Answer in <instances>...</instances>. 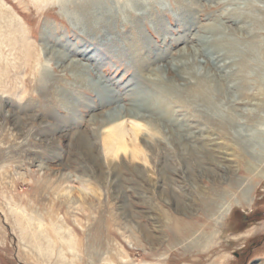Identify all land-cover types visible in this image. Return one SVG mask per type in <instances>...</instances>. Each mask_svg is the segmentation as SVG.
Instances as JSON below:
<instances>
[{
    "label": "rangeland",
    "instance_id": "rangeland-1",
    "mask_svg": "<svg viewBox=\"0 0 264 264\" xmlns=\"http://www.w3.org/2000/svg\"><path fill=\"white\" fill-rule=\"evenodd\" d=\"M81 1L0 0L46 65L6 28L0 264H264V0H84L87 19ZM115 106L142 108L168 177L148 147L147 162L106 158L98 124ZM78 131L98 143L94 162Z\"/></svg>",
    "mask_w": 264,
    "mask_h": 264
},
{
    "label": "bare ground",
    "instance_id": "bare-ground-1",
    "mask_svg": "<svg viewBox=\"0 0 264 264\" xmlns=\"http://www.w3.org/2000/svg\"><path fill=\"white\" fill-rule=\"evenodd\" d=\"M44 1L48 2V1H51V0H44ZM65 1H68V0H65ZM78 4H79V7L80 8L82 7L81 8V12H80L81 15H82V18L87 19L89 13L91 15H93L91 11L87 12V9H85V1L84 0L81 1V4H80V2ZM100 6H102V4H100ZM7 27L10 28V36L9 37H10V40L13 42L12 45L20 43V45L22 46V48H21L22 49V53L24 54V57H26L27 60H28L27 62H30L31 59L32 60L33 59L35 60L34 65L32 66V68L34 69V68L46 66L43 63L41 65L39 64V59L37 57H34V52L31 50L32 44H31V42H29L28 38L25 36V34H24L21 26L19 25V22H18L17 18L6 7V5L4 3H1L0 2V28H1L0 36L5 35V33L7 32V29H6ZM2 29L3 30H6V31L5 32H2ZM53 52L54 53H57L58 60H59V64L62 65L63 67H68V68L69 67H72L73 70L77 69V71H74V72L75 73H78V74H80V73H86V71L88 72L89 67L86 64H83L79 60H76L74 58H70L67 53H65L63 51H59V50L58 51L57 50H53ZM166 66L168 68L167 70L169 71V73H171L172 72L171 71L172 70L171 65L170 64H167ZM47 71L48 70L46 69V67H44V71L42 70L43 76H46L48 74ZM176 74H177V72H176ZM40 80H41V78H40ZM97 87H98L97 88L98 91L101 92L102 95H103L102 97H103L104 103L105 104L108 103L109 106L112 105V104H114V100L112 99V94L111 93H106L104 91V88L101 87V86H97ZM157 105L155 104L154 107L157 106ZM159 106H163V105L161 104ZM146 108H148V107H146ZM141 109L142 108H140V107H135V108H129V109H127V108H124V107H121V106H115L113 109L109 110L107 112V115H108L107 118L101 120V122L98 124V129L101 130V140L99 142H101L102 151L104 152L106 158L108 160H110V161L113 160V159H117L119 157H122V159H124L126 157V158H129L130 161L143 160V161L147 162L148 157H147V153L145 151V147H148L150 153L153 156L154 155L155 156L157 155V161L156 160H153L154 161L153 163H154V165L157 168L158 175L161 176L164 179V178L168 177L167 171L168 172L171 171L170 168H169V166H168V164H167V161H166L167 160V156H165V154H159L158 155V152H157V149H156L157 148L156 146L158 145V142L155 141V140L152 141L151 139H153V138L151 136H149L148 138L142 139V137L144 136L143 135L144 134L143 132L145 130L146 131H147V129L148 130H151V129H154L155 127H153V124L151 122H149V121L146 120V115L145 114H141L140 113V112L143 111ZM17 118H18V116L16 115V117H15V119L17 120L16 123L18 122V124H19V120ZM208 118H210V117H208ZM166 122H168V121H166ZM171 128H172V126H171ZM58 129L60 131L61 130L63 131V129H65V128L61 124L57 123L55 126H51L50 127L49 132L51 131L52 134H55ZM152 134H153V132H152ZM194 135L195 134L190 133V134H186L185 137L184 136L183 137L186 138L187 140H189ZM95 136H97V134H95ZM72 137H73V135H72ZM76 137H77V142L79 144V148H80V151H81L82 156L85 159H87L88 162H94V160L96 159V157L94 156L93 151L95 149H97L98 143L96 141L95 142L92 141L91 140L92 137H90L89 135H87L83 131H78ZM203 145H205V144H203ZM40 167L42 169H44V168L46 169V171H44L43 176L50 169L49 167L44 166L43 163L40 164ZM172 170H174V169H172ZM87 172H89V171H87ZM40 176H42V175H40ZM60 176H61V179L62 180H60L61 181V184H57V189L59 190V192L65 194L68 197H70L71 194L73 193V191L71 189H69V188L67 190L65 188V186H62V184H64L65 182L66 183H69L70 182V180H69L70 179V176H68L66 173H62ZM48 179L50 180L51 178L49 177ZM85 191H86V189L81 188V193H86L87 191L86 192ZM246 199H247V202L251 201V199H249L248 197ZM192 229H193V227L191 225H184V224H181L180 225L179 224V226H178V236L179 235H182L183 236L186 233L191 234ZM188 230H190V231H188ZM41 231L39 230V232H41ZM22 234L23 235H26V236L28 235V233H22ZM28 238H29V236H28ZM73 245H74V242L71 241V246H73Z\"/></svg>",
    "mask_w": 264,
    "mask_h": 264
}]
</instances>
